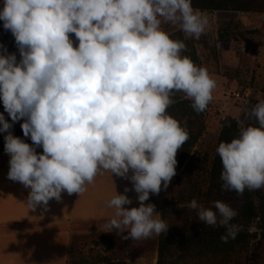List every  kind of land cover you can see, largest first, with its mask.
<instances>
[{
    "label": "clouds",
    "instance_id": "9594fccd",
    "mask_svg": "<svg viewBox=\"0 0 264 264\" xmlns=\"http://www.w3.org/2000/svg\"><path fill=\"white\" fill-rule=\"evenodd\" d=\"M0 21L21 57L0 45V100L13 123L24 121L32 144L9 131L13 124L2 113L0 132L7 133L8 178L30 189L27 206H47L63 192L81 196L107 172L130 179L139 207H124L132 200L115 190L105 201L113 212L104 228L133 240L167 233L162 214L145 201L167 189L189 139L168 112L175 95L197 113L214 98L217 81L183 54L186 39L206 34L208 15L192 0H3ZM165 25L185 39L172 38ZM247 116L251 123L216 148L222 190L240 196L264 189V99ZM187 207L225 230L222 243L243 230L226 202L205 207L193 198Z\"/></svg>",
    "mask_w": 264,
    "mask_h": 264
},
{
    "label": "rangeland",
    "instance_id": "374dc122",
    "mask_svg": "<svg viewBox=\"0 0 264 264\" xmlns=\"http://www.w3.org/2000/svg\"><path fill=\"white\" fill-rule=\"evenodd\" d=\"M197 1L198 5L204 7L197 9L208 15L210 26L206 34L198 40H185L187 51L183 54L189 56L197 65L206 67L217 81V88L213 93L212 102L200 113L201 118L198 120L202 123L203 132L195 146L186 154L187 159L182 168L176 166V175L167 189L162 187L154 199L150 194L149 200L145 201L146 204H155L156 211L162 214L169 226V233L176 234L186 232L190 229L191 222L198 220L195 210L187 207L193 198L205 207L220 200L236 209V205L230 203V196L226 191L222 190V187L219 189V185L210 180L209 172L222 126L236 122L238 127L242 128L251 101L264 99V13L210 11L206 9V5L214 0ZM232 1L246 6L254 0ZM2 7L3 0H0V10ZM164 27L172 38L185 39L178 27ZM70 37L75 43V35L70 34ZM0 45L7 49V53H14L19 61L15 38L10 31L4 29L3 21H0ZM174 99L187 100L183 98L182 93H177ZM0 113L13 124L9 131L31 145L30 137H25L21 128L24 121L13 123L4 110L3 102L0 103ZM6 135V132H0V165L10 161V155L4 150ZM36 152L41 154L42 147H37ZM179 153L178 151L176 159ZM125 207H135V201L132 206ZM104 225L103 222L61 227L35 224L21 229H60L67 232L71 242L69 264H156L159 236L154 235L142 240L125 239L127 232L120 233L115 229L109 232ZM19 228L4 226L0 227V232L15 231ZM248 229L252 234H259L256 231V222L250 223Z\"/></svg>",
    "mask_w": 264,
    "mask_h": 264
},
{
    "label": "trees",
    "instance_id": "16d2710c",
    "mask_svg": "<svg viewBox=\"0 0 264 264\" xmlns=\"http://www.w3.org/2000/svg\"><path fill=\"white\" fill-rule=\"evenodd\" d=\"M256 1L261 3H256ZM256 1L254 0L250 5L244 6L232 0H214L206 5V9L210 11L264 13V0ZM197 2V0H192L195 9L204 8ZM257 102L258 100L251 101L247 113ZM0 103L2 104V100ZM168 112L186 126L189 132L188 141L178 150L180 153L177 159V167L180 169L187 159L186 154L195 146L203 132L202 123H199L198 120L201 115L192 109L190 101L181 99H177L176 103L168 109ZM247 113L243 127L251 123ZM239 129L236 122L222 126L217 147L222 141H230L238 134ZM221 170V161L215 151L209 177L213 183L219 185V189L222 185ZM226 194L230 196V203L236 205L235 210L238 212L233 223L243 225V230L239 232L237 237L234 240L230 239L228 243H222L220 237L225 231L222 227L213 228L203 222L193 220L190 229L186 232L176 234L168 231L159 235L156 264H264V252H262L264 251V189L245 190L242 196L237 195L234 191H226ZM162 219H164L163 216ZM252 222H256V231L259 233L257 235L249 232V224Z\"/></svg>",
    "mask_w": 264,
    "mask_h": 264
},
{
    "label": "crops",
    "instance_id": "0c3cea01",
    "mask_svg": "<svg viewBox=\"0 0 264 264\" xmlns=\"http://www.w3.org/2000/svg\"><path fill=\"white\" fill-rule=\"evenodd\" d=\"M9 168V163L0 165V227L20 228L0 232V261L6 264H69L71 242L67 232L22 227L35 224L61 227L78 223H106L113 210L106 207L105 201L114 195L115 190L118 194H126L132 200L131 206L135 201V207H139L138 194L130 179L105 172L98 175L81 196L63 192L59 201L51 199L47 206L38 205L30 209L27 206L30 189L10 180ZM125 187L130 191L124 193ZM151 196L154 199L155 194Z\"/></svg>",
    "mask_w": 264,
    "mask_h": 264
}]
</instances>
